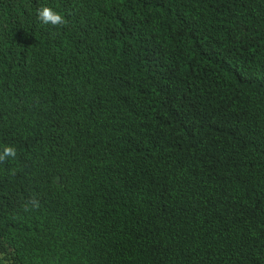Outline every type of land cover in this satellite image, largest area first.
Segmentation results:
<instances>
[{
    "label": "trees",
    "instance_id": "trees-1",
    "mask_svg": "<svg viewBox=\"0 0 264 264\" xmlns=\"http://www.w3.org/2000/svg\"><path fill=\"white\" fill-rule=\"evenodd\" d=\"M5 146L0 264H264V0H0Z\"/></svg>",
    "mask_w": 264,
    "mask_h": 264
},
{
    "label": "clouds",
    "instance_id": "clouds-1",
    "mask_svg": "<svg viewBox=\"0 0 264 264\" xmlns=\"http://www.w3.org/2000/svg\"><path fill=\"white\" fill-rule=\"evenodd\" d=\"M37 19L45 25L62 26L66 24L64 17L48 6H42L37 10ZM15 156H16V149L12 146H5L3 148L2 153H0V161H4L9 157L14 158ZM30 203L34 207L39 206L38 201L35 199H32Z\"/></svg>",
    "mask_w": 264,
    "mask_h": 264
}]
</instances>
